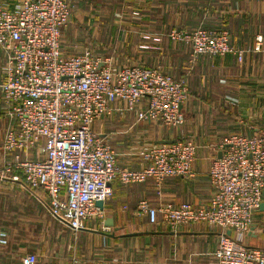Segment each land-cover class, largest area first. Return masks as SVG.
I'll use <instances>...</instances> for the list:
<instances>
[{"label": "built area", "instance_id": "built-area-1", "mask_svg": "<svg viewBox=\"0 0 264 264\" xmlns=\"http://www.w3.org/2000/svg\"><path fill=\"white\" fill-rule=\"evenodd\" d=\"M71 16L66 0H0V49L6 54L0 87L12 120L3 139L1 175L29 190H44L52 216L77 232L89 220L105 217L98 202L111 198L116 180L153 178L161 186L167 177L193 176L198 145L184 138L153 145L140 151L144 168L119 165L116 149L95 130V122L133 111L138 121L182 125L190 96L187 74L175 77L140 65L115 68L89 46L67 53L63 33ZM169 37L191 44L190 67L203 55L234 54L243 61L244 51L231 45L226 30L172 29ZM261 41L258 37L257 50ZM219 147L222 156H215L209 169L213 193L207 204L156 207L143 199L137 213L173 231L192 223L218 229L216 264H264V248L243 243L263 202L264 134L231 133ZM38 257L28 253L22 264H37Z\"/></svg>", "mask_w": 264, "mask_h": 264}, {"label": "crops", "instance_id": "crops-1", "mask_svg": "<svg viewBox=\"0 0 264 264\" xmlns=\"http://www.w3.org/2000/svg\"><path fill=\"white\" fill-rule=\"evenodd\" d=\"M66 1L72 9L63 33L67 43L84 22H92L86 30L99 39L94 51L115 68L140 65L160 67L175 77L187 74L190 96L182 125L138 121L133 111L95 122V130L116 149L119 165L142 169L147 163L140 151L162 144L160 140L193 139L198 145L194 175L167 177L161 186L153 178L128 184L116 180L104 203L105 217L74 232L49 212L44 190L34 192L1 175L2 144L12 120L0 87V264H22L28 253L38 254L37 264H216L218 229L192 223L173 231L163 222L150 223L147 215L137 213V205L143 199L156 207L207 204L213 193L209 169L224 137L264 134V0ZM199 27L228 31L231 45L244 51L243 61L234 54L203 55L190 67L191 44L174 41L169 33ZM65 45L67 53L83 49ZM5 62L0 49V84ZM34 156H39L36 151ZM107 218L114 220L113 226H105ZM252 228L243 243L264 248V209L255 212Z\"/></svg>", "mask_w": 264, "mask_h": 264}, {"label": "rangeland", "instance_id": "rangeland-1", "mask_svg": "<svg viewBox=\"0 0 264 264\" xmlns=\"http://www.w3.org/2000/svg\"><path fill=\"white\" fill-rule=\"evenodd\" d=\"M74 21L71 23V27L73 25ZM83 29L82 28H78L77 31H76V34L75 36H73V39H70L68 41V43L66 42V40L63 39V42H64V45L66 44L67 47L70 46V48L72 49H77V48H83L85 46H89L91 47L93 50H94V46H96L95 44H98L99 43V39H94L91 34H88L86 28H90V26L94 25V23H88V22H84L83 23ZM76 26V24H75ZM98 26V24H97ZM70 27V29H71ZM69 37V36H65V39ZM95 40V41H94ZM65 45V47H66ZM45 200V199H44ZM43 201V199H42ZM52 227H48L49 230H51ZM61 232H65V236L68 237V234L65 231H63L62 229H60Z\"/></svg>", "mask_w": 264, "mask_h": 264}, {"label": "water", "instance_id": "water-1", "mask_svg": "<svg viewBox=\"0 0 264 264\" xmlns=\"http://www.w3.org/2000/svg\"><path fill=\"white\" fill-rule=\"evenodd\" d=\"M176 140H160L158 141V143H173L175 142ZM222 156V151L219 152V157ZM98 205H100L102 208L104 207V203L103 201H99L98 202ZM260 209H264V202L261 203L260 205ZM104 224L105 226H113L114 225V220L112 218H107L105 221H104ZM253 229V228H252ZM97 232H100V231H97ZM104 233V232H103ZM228 233L230 234L231 231H228Z\"/></svg>", "mask_w": 264, "mask_h": 264}, {"label": "trees", "instance_id": "trees-1", "mask_svg": "<svg viewBox=\"0 0 264 264\" xmlns=\"http://www.w3.org/2000/svg\"><path fill=\"white\" fill-rule=\"evenodd\" d=\"M181 77V76H180ZM38 190H40V189H36V190H34V192H36V191H38Z\"/></svg>", "mask_w": 264, "mask_h": 264}]
</instances>
